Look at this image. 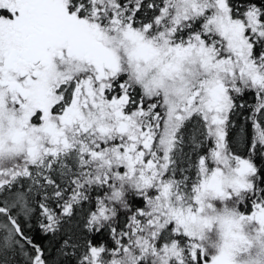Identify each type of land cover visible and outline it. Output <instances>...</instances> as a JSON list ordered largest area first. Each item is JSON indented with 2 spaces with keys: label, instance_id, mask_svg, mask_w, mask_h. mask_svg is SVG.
Instances as JSON below:
<instances>
[{
  "label": "snow or ice",
  "instance_id": "snow-or-ice-1",
  "mask_svg": "<svg viewBox=\"0 0 264 264\" xmlns=\"http://www.w3.org/2000/svg\"><path fill=\"white\" fill-rule=\"evenodd\" d=\"M0 264H264V0H0Z\"/></svg>",
  "mask_w": 264,
  "mask_h": 264
}]
</instances>
